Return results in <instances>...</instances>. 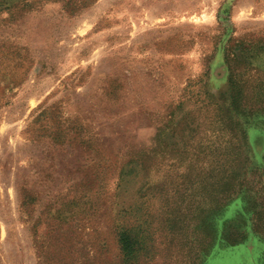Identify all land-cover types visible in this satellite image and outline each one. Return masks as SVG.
<instances>
[{"label": "rangeland", "instance_id": "obj_1", "mask_svg": "<svg viewBox=\"0 0 264 264\" xmlns=\"http://www.w3.org/2000/svg\"><path fill=\"white\" fill-rule=\"evenodd\" d=\"M0 264H264V0H0Z\"/></svg>", "mask_w": 264, "mask_h": 264}, {"label": "trees", "instance_id": "obj_2", "mask_svg": "<svg viewBox=\"0 0 264 264\" xmlns=\"http://www.w3.org/2000/svg\"><path fill=\"white\" fill-rule=\"evenodd\" d=\"M117 228L119 229V240L122 245V249L125 251V255L128 257L134 255L133 257H137V253L143 248L141 239L136 233L124 230L121 227V224H119ZM208 234L210 233L208 232ZM211 246L212 245L208 247L204 246L202 251L207 252L211 249Z\"/></svg>", "mask_w": 264, "mask_h": 264}]
</instances>
